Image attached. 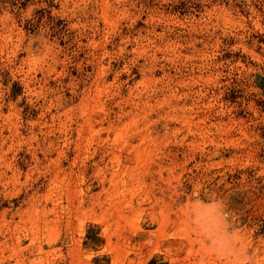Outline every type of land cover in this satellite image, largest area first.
<instances>
[{
  "label": "rangeland",
  "instance_id": "rangeland-1",
  "mask_svg": "<svg viewBox=\"0 0 264 264\" xmlns=\"http://www.w3.org/2000/svg\"><path fill=\"white\" fill-rule=\"evenodd\" d=\"M152 259L264 264V0H0V264Z\"/></svg>",
  "mask_w": 264,
  "mask_h": 264
},
{
  "label": "clouds",
  "instance_id": "clouds-1",
  "mask_svg": "<svg viewBox=\"0 0 264 264\" xmlns=\"http://www.w3.org/2000/svg\"><path fill=\"white\" fill-rule=\"evenodd\" d=\"M218 209H224V205L221 201H218L212 205H209L203 212H201V215L205 218V225L204 229L207 235L208 239H212L213 234L216 230L220 227V219L217 216V210ZM223 215L226 217L227 213H223ZM232 237H234L235 242L238 243V233L236 230H233L232 233H230ZM213 245H217L218 248H223L222 241L218 238L217 240L212 241Z\"/></svg>",
  "mask_w": 264,
  "mask_h": 264
},
{
  "label": "trees",
  "instance_id": "trees-1",
  "mask_svg": "<svg viewBox=\"0 0 264 264\" xmlns=\"http://www.w3.org/2000/svg\"><path fill=\"white\" fill-rule=\"evenodd\" d=\"M154 263V260H150V262H148V264H153Z\"/></svg>",
  "mask_w": 264,
  "mask_h": 264
}]
</instances>
